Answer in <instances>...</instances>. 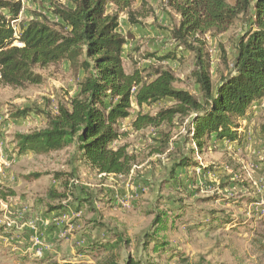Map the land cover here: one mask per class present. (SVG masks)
Listing matches in <instances>:
<instances>
[{
    "label": "rangeland",
    "instance_id": "rangeland-1",
    "mask_svg": "<svg viewBox=\"0 0 264 264\" xmlns=\"http://www.w3.org/2000/svg\"><path fill=\"white\" fill-rule=\"evenodd\" d=\"M66 1L22 0V19L28 21L34 11L46 12L50 2ZM143 1L146 6H141ZM228 2L234 4V0ZM133 9L146 16L140 18L141 25L131 26L128 16L121 15L122 34L132 35L124 50L126 71L164 65L173 70L178 89L198 94L192 55H184L183 62L160 64L145 57L148 52L162 55L177 48L169 32L160 29L177 23L176 13L165 0H137ZM250 28L249 21L240 17L227 32L208 38L214 83L220 73H227L237 54L239 38ZM178 52L183 54L181 49ZM35 72L44 77L40 85L0 86V171L15 175L17 201L23 199L29 209L39 206L44 213L69 212L73 222L84 224L85 231L75 243L78 250L70 258L84 257L67 260L68 264H101L108 259L122 264L129 256L141 264H264V153L255 148L264 135V100L255 103L250 116L241 122L240 131L250 137L244 141L245 146L213 143L204 154H188L199 167L179 169L175 175L167 154H152L161 131L131 130L139 111L134 105L116 143L128 147L132 171L106 177L81 161L73 148L45 155L17 152L15 135L44 128L46 119L35 112L19 120L10 115L36 106L55 113L59 102L75 95L82 77L66 63L38 67ZM168 103L145 106L143 112L154 115ZM184 127L172 129L174 143L181 142ZM162 130L169 131L167 127ZM246 148L252 150L248 158L247 150L243 152ZM34 174L41 177L27 178Z\"/></svg>",
    "mask_w": 264,
    "mask_h": 264
},
{
    "label": "trees",
    "instance_id": "trees-1",
    "mask_svg": "<svg viewBox=\"0 0 264 264\" xmlns=\"http://www.w3.org/2000/svg\"><path fill=\"white\" fill-rule=\"evenodd\" d=\"M165 1L179 20L160 29L169 32L177 48L162 55L148 52L145 57L160 64L183 62L184 55H192L198 94L178 89L173 70L164 65L126 71L124 50L132 35L122 34L120 18L126 14L131 26L141 25L146 13L133 9L137 0L50 2L46 12L34 11L28 21L22 19V0H0V86L40 85L44 77L35 69L60 63L82 75L75 95L59 102L55 113L36 106L10 115L19 120L35 112L46 119L44 128L15 135L19 154L45 155L73 148L99 175H127L133 158L126 145L116 143L122 138L121 123L132 116L134 105L139 111L132 130L161 131L152 154H167L173 175L179 169L199 167L188 154H204L212 143L242 145L241 122L250 116L255 103L264 100V0H234V4L228 0ZM240 17L251 28L239 38L227 73H220L214 83L208 38L227 32ZM165 101L168 105L154 115L143 112L145 106ZM181 125H185L184 136L174 143L171 131ZM32 177L41 175L27 178ZM16 196L12 187L0 182V200ZM39 264L68 263L45 260ZM101 264L121 263L108 259ZM122 264L141 262L129 256Z\"/></svg>",
    "mask_w": 264,
    "mask_h": 264
},
{
    "label": "crops",
    "instance_id": "crops-1",
    "mask_svg": "<svg viewBox=\"0 0 264 264\" xmlns=\"http://www.w3.org/2000/svg\"><path fill=\"white\" fill-rule=\"evenodd\" d=\"M127 120L129 119L125 122ZM123 122L121 126L124 125ZM243 132L242 146H245L244 141L250 137L247 132ZM260 137V140L256 141L260 144H256L255 148L263 155L264 135ZM215 145L225 146L226 143H215ZM246 150L248 158L252 150L248 151L246 148L243 152ZM253 155H255L254 150ZM14 177L15 175L10 171H0V182L18 192ZM54 185L55 188L58 187L56 182ZM17 198L18 194L6 201L0 200V264H36L35 262L45 260L67 263V260L77 261V258L84 257V255H77V258H70L77 252L78 247L75 243L85 231L81 221L73 222L74 217L69 212L64 213L67 214V217H64L59 215L60 211L44 213L39 210V206L29 209L25 206L23 199L17 201ZM76 230H79V233H76ZM85 237L88 238L87 235ZM79 245L82 246L81 243Z\"/></svg>",
    "mask_w": 264,
    "mask_h": 264
},
{
    "label": "built area",
    "instance_id": "built-area-1",
    "mask_svg": "<svg viewBox=\"0 0 264 264\" xmlns=\"http://www.w3.org/2000/svg\"><path fill=\"white\" fill-rule=\"evenodd\" d=\"M16 45H19V46H21L22 44H21V43H19V42H16ZM63 216H64V217H67V214H63Z\"/></svg>",
    "mask_w": 264,
    "mask_h": 264
}]
</instances>
